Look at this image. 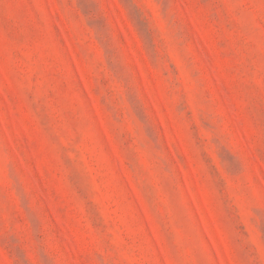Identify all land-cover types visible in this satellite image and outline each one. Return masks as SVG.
Here are the masks:
<instances>
[{
  "label": "rangeland",
  "instance_id": "obj_1",
  "mask_svg": "<svg viewBox=\"0 0 264 264\" xmlns=\"http://www.w3.org/2000/svg\"><path fill=\"white\" fill-rule=\"evenodd\" d=\"M0 264H264V0H0Z\"/></svg>",
  "mask_w": 264,
  "mask_h": 264
}]
</instances>
